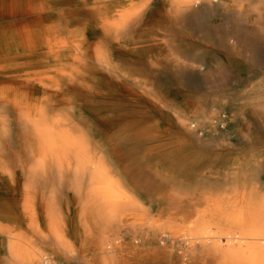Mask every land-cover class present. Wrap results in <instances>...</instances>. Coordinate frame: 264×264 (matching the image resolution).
Wrapping results in <instances>:
<instances>
[{
	"label": "bare ground",
	"instance_id": "obj_1",
	"mask_svg": "<svg viewBox=\"0 0 264 264\" xmlns=\"http://www.w3.org/2000/svg\"><path fill=\"white\" fill-rule=\"evenodd\" d=\"M263 59L264 0H0V264H264V148L196 180L193 91Z\"/></svg>",
	"mask_w": 264,
	"mask_h": 264
},
{
	"label": "rangeland",
	"instance_id": "obj_2",
	"mask_svg": "<svg viewBox=\"0 0 264 264\" xmlns=\"http://www.w3.org/2000/svg\"><path fill=\"white\" fill-rule=\"evenodd\" d=\"M261 63L260 66H258L259 63L254 64L257 68L253 69L252 73L254 74L249 77L244 68H239L236 71L227 69L228 71L226 70L222 75V80L204 82L196 85L193 89L197 98L203 101L207 109L221 107L223 112L229 116L226 120L228 122L227 129H222L224 135L209 140L207 144L199 147L204 156L200 158L202 163L198 166L199 169H202V172L199 173L202 176L195 175L196 180L220 184L226 170L224 167L227 164L240 157L251 158L260 152L259 148H264L263 144L254 143L249 139L248 132L254 130L251 124L246 125L248 132L240 130L237 126L238 118H246L241 114V108L246 101H253V98L264 100V63L262 61ZM174 104L177 105L176 102ZM242 172L252 179L257 178L258 183L264 185V163L248 166L246 169L238 171L239 174Z\"/></svg>",
	"mask_w": 264,
	"mask_h": 264
}]
</instances>
